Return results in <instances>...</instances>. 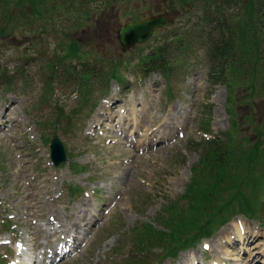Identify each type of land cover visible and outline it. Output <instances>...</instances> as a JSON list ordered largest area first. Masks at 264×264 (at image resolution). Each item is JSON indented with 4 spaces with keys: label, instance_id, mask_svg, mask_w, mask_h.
<instances>
[{
    "label": "rangeland",
    "instance_id": "374dc122",
    "mask_svg": "<svg viewBox=\"0 0 264 264\" xmlns=\"http://www.w3.org/2000/svg\"><path fill=\"white\" fill-rule=\"evenodd\" d=\"M211 2L51 0L43 15L18 6L8 21L0 16L11 32L0 39V69L15 80L0 87V264H264V209L175 257L140 251L129 235L142 222L162 227L157 216L180 199L215 138L264 143V79L231 90L208 79ZM238 4L228 10L236 17ZM158 14L169 25L125 50L122 25ZM164 43L172 72L145 75L142 59ZM56 133L73 152L61 166L51 157ZM65 239L58 262L48 253Z\"/></svg>",
    "mask_w": 264,
    "mask_h": 264
},
{
    "label": "trees",
    "instance_id": "16d2710c",
    "mask_svg": "<svg viewBox=\"0 0 264 264\" xmlns=\"http://www.w3.org/2000/svg\"><path fill=\"white\" fill-rule=\"evenodd\" d=\"M50 1L0 0V9H5L4 13L0 11V16L10 19L12 7L18 6H29L37 12L33 14L43 15ZM211 1L204 15L209 22L204 47L210 83L223 82L231 90L235 83L250 79L249 87L258 88L264 79V49L261 50L259 45L264 41V0ZM238 3L242 6L236 17V12L228 10ZM10 33L8 26L0 27V39ZM165 47L166 43L154 48L142 59L140 66L145 75L150 71L170 75L172 64ZM259 59L263 62L261 66ZM0 70V87L2 84L12 85L15 82L13 75L3 71L5 69ZM111 79L123 85L124 78L113 75ZM259 90H264V83ZM229 112L233 120L235 112L233 109ZM232 123L234 126L235 122ZM229 138L232 140L231 133L226 132L201 151L198 162L192 167V178L180 199L166 204L167 215L161 213L157 216L161 228L142 222L130 231L138 250L146 252L159 247L163 256L175 257L181 250L210 237L238 214L249 219L259 218V211L264 209V143L261 142L260 147L257 144L244 146V141L240 140L232 143L234 146L231 147ZM78 190L74 189V193ZM129 264L137 263L129 260Z\"/></svg>",
    "mask_w": 264,
    "mask_h": 264
},
{
    "label": "water",
    "instance_id": "95a60500",
    "mask_svg": "<svg viewBox=\"0 0 264 264\" xmlns=\"http://www.w3.org/2000/svg\"><path fill=\"white\" fill-rule=\"evenodd\" d=\"M170 22L171 19L166 14H158L122 25L119 36L123 48L127 50L136 43L148 40L156 28H165ZM51 148L55 164L58 166L64 165L68 161V153L65 143L58 134L54 136Z\"/></svg>",
    "mask_w": 264,
    "mask_h": 264
},
{
    "label": "bare ground",
    "instance_id": "6f19581e",
    "mask_svg": "<svg viewBox=\"0 0 264 264\" xmlns=\"http://www.w3.org/2000/svg\"><path fill=\"white\" fill-rule=\"evenodd\" d=\"M168 123V122H167ZM164 124V123H163ZM167 126V125H166ZM55 217H50V219H49V221H51V222H56V218L54 219ZM66 240V242H64V244H68V245H70L71 244V242L69 243V242H67V239H65ZM69 240H71V241H73V242H75V240H76V237H71V239H69ZM68 245H66V246H68ZM54 247V249L56 248V246H53Z\"/></svg>",
    "mask_w": 264,
    "mask_h": 264
}]
</instances>
